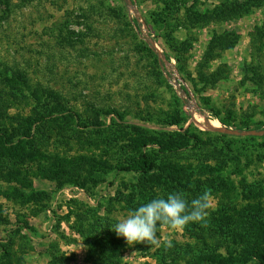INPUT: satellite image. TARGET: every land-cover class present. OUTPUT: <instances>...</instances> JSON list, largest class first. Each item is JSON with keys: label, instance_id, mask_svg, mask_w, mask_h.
<instances>
[{"label": "rangeland", "instance_id": "1", "mask_svg": "<svg viewBox=\"0 0 264 264\" xmlns=\"http://www.w3.org/2000/svg\"><path fill=\"white\" fill-rule=\"evenodd\" d=\"M185 3L203 11L212 9L218 1L186 0ZM163 6L160 0H139L137 11L144 18ZM183 7L178 8L179 12H173L177 22L178 18H183ZM2 9L0 4V15ZM10 9L4 19L0 18V97L10 99L5 96L11 91L5 81V77L11 76V70L6 66L19 67L25 69L31 87L41 83L60 90L73 115H79L76 123L56 126L50 134L35 136L34 141H39L38 148L45 156L72 158L96 155L99 150L86 151L74 140L77 135L95 137L96 133L110 140L115 137L118 144L112 151L118 152V161L126 162L136 155L132 148L124 146L125 136L136 133L134 125L142 128L141 133L157 135L161 131H183L192 123L204 133L202 138L230 142L232 148L237 147L230 155L233 158L239 156L241 171L229 163L225 176L237 191V197L231 198V203L242 207L248 201L241 196L243 189L264 187V135H234L239 137L234 139L231 137L233 134L210 130L208 120L217 119L204 106L208 103L222 111L230 107L242 118L253 112L257 124L250 129L237 130H264V124H261L264 97L248 83L242 82L244 65L259 66L258 70L264 75V37L260 41L251 39L256 28L264 30V3L239 19L210 22L187 30L178 28L174 34L176 39L193 38L190 50L179 54L182 56L179 62L175 60L173 47L166 51L161 46V57L156 54L154 59L140 45L137 21L124 0H33L29 3L12 0ZM84 10L93 13L90 20L80 17ZM65 22L69 29L87 33L85 40L77 43L75 48H63L56 43L58 27ZM84 23L91 25V29ZM225 30L236 31L238 43L210 62V71L223 67V77L213 87L198 94L186 79V73L190 71L196 75L195 67L208 39L213 32ZM155 42L159 45L156 39ZM80 48L87 50L81 53ZM177 102L181 103L176 107L179 113L172 118L170 112ZM11 103L8 102V116H26L34 105L30 96L17 98ZM87 103H93L99 112L88 110ZM0 110L3 111L2 107ZM103 110L109 113L104 114ZM116 111L122 114L121 117ZM171 121L174 122L170 125L168 122ZM175 121L180 124H175ZM13 127L17 133L34 131L0 119V133L7 128L11 136ZM218 127L224 126L219 122ZM18 138L20 136L16 134L12 142ZM149 146L146 150L151 149ZM200 152L183 150L182 155L189 159L185 163L190 162L194 166L196 159L189 157ZM7 159L0 157V256L4 251L2 243L11 245V251L22 259V264H49L52 253L61 256L65 264H194L204 254L213 251L224 254L226 251L224 247H216L217 237L211 235L208 226L197 223H190L180 230L158 225V246L128 244L123 237H118L112 230L114 225L138 208L135 204L140 196L137 193L132 198L138 185L133 173L113 170L95 178V181L89 179L79 185L65 181L67 177L56 178L50 168L41 170L39 166L46 161L31 163L25 160L18 166L20 178L31 183L30 189L36 198L23 202L15 195L8 196L13 186L3 175L10 172L14 159ZM203 163L213 165L215 161L203 160ZM111 180L114 184L108 186ZM146 187L149 191H166L157 184L148 183ZM30 189L24 191L30 193ZM263 192L264 189L259 188L258 196L249 200L260 201L264 208ZM184 193L189 202L194 199L191 193ZM211 197L210 211L220 203L228 202L219 194L211 193ZM94 228L102 234L108 228L112 233L113 237L104 236L100 240L110 246L106 256L90 237ZM111 238L115 241L111 242ZM168 240L172 242L171 248L164 246ZM10 263L14 264V261Z\"/></svg>", "mask_w": 264, "mask_h": 264}, {"label": "trees", "instance_id": "2", "mask_svg": "<svg viewBox=\"0 0 264 264\" xmlns=\"http://www.w3.org/2000/svg\"><path fill=\"white\" fill-rule=\"evenodd\" d=\"M21 1L22 3H29L33 0ZM85 1L87 2L90 0ZM160 1L164 4V6L159 9L160 11L157 10L155 13H150L149 16H144V20L149 30L154 34L156 41L159 42V46H162V49L167 51L172 47L174 48V52L176 53L175 60L178 62L182 57L179 54L188 52L193 42L191 36L183 40L176 39L174 34L178 28L187 30L198 27L199 25L203 26L210 22H224L239 19L251 11L252 8L259 7L264 3V0H217L218 3L212 9L202 11L197 9L193 4L186 5V0ZM0 4L3 5L0 18L4 19L11 11L10 6L12 0H0ZM136 4L139 8V0H136ZM180 6H184V15L183 18H178L177 22L173 12H179L178 8ZM92 14L93 13L84 10L80 14V17L85 20H90ZM84 24L86 25V23ZM155 25L157 27H155ZM86 26L88 29H91V25L87 24ZM85 35H87V33L69 29L68 23L65 22L58 27L56 43L63 48H75L77 43H82L85 40ZM262 37H264V30L259 28H256L251 34L252 41H260ZM141 39L140 45L156 59V51L152 50L148 44ZM238 40L239 35L234 30L212 33L201 59L196 64V75L193 76L190 71L186 73V79L189 80L188 82L191 84L193 91L199 94L205 89L213 87L222 79L223 67H217L215 70L210 71V62L218 58L222 51L235 47ZM84 50L87 49L80 48L81 53L84 52ZM258 67L244 65L242 82L244 84L248 83L255 89V92H258L260 96L264 97V75L260 73ZM6 68L11 70V76L5 77L6 84L11 91L5 93V96H9L10 99L0 97V107L3 109V111L0 110V119H7L10 122H16L20 127L24 126L28 130H34L17 133L13 127L11 136L7 132V128H3L0 133V157L4 159L8 158L7 160L14 159V165L10 168V172H8L7 175H3L6 182L13 186L12 192L8 196L15 195L23 200V202H28L36 198L35 193L32 192L33 189H30L32 186L31 183L27 181L23 182L24 179L20 178L21 172L18 170V166L22 165L25 160L31 163L36 161H43L45 163L46 161L47 163L39 166L41 170L45 168L49 170L50 168L54 171L52 173L56 178L67 177V179L64 178L65 181L79 185H83V181L86 182L89 179L95 181V178L103 177L113 170L117 171V173H133L137 179L138 185L137 191L132 194V198L133 196L136 197L137 193L140 196V199L135 204V208L153 199L166 198L168 194L177 191L189 192L194 198H197L202 195L205 190L210 189L212 194H219L221 199L228 201L227 203H220L215 210L210 211L206 225L210 228L211 235L217 237L216 247H224L226 251L224 254L214 253V251L204 254L195 260L194 264H247L248 262L252 264H264V208L261 206L260 201L253 202L249 200L251 198L255 199L258 196L259 188L264 189L263 185H260L259 188L255 187L252 190H242L241 196L248 200L245 201L242 207H238L235 203L230 202L231 198L237 197V191L235 185L231 181H227L225 176L229 163H233L236 170L241 169L239 166V156L236 155L235 158H233V156L230 155L231 152L237 150L236 146L232 148L230 142H214L202 138V134L204 133L196 129L195 125L192 123L183 131H161L157 133V135L141 133L140 131L142 128L134 125L133 128L136 129V133L133 135L130 134L129 136L124 135V146L125 148H132L136 155L126 162L118 161L116 159L118 152L112 151L118 144L115 137L110 140L105 138V136H97L96 133L95 137L85 135L84 137H80V135H77L74 139L76 140L75 142L77 144L79 143L86 151L99 150V153L96 155L84 154L72 158L58 157V155L52 158L47 157L44 155L45 153L38 148L40 143L39 141H36L37 143L34 141L35 136L37 137L39 134L43 136L44 133H51L56 126L64 127L76 123V118H78L79 115H73V112L67 106L68 101H65L66 97H64L60 90L44 86L41 83H37L34 87H31L25 69L19 67L11 68L8 66H6ZM5 70L7 71V69ZM28 96L32 97L34 101L30 113L26 116L22 114L8 116L6 113L8 105L16 101L17 98L21 97V99H26ZM179 102L171 109L170 114L172 118L179 113L176 109V107L181 104ZM202 104L204 105V102H202ZM204 106H206V108L214 114L220 124L226 128L250 129L253 125L255 126V124H257L254 122L253 118L255 113L253 112L246 115L247 118H242L241 115H238L235 110L230 107L222 111L208 103ZM86 108L90 111L99 112V109H96L93 103H87ZM102 112L104 114L109 113L108 110H103ZM116 114L119 117L122 115L118 111H116ZM172 122L174 121L168 123L171 125ZM183 123H186V121ZM175 124L178 125L180 123H176L175 121ZM261 124H264V119ZM34 125L36 126L33 129L32 127ZM85 126L88 128L87 125ZM254 128L258 129V127ZM16 134L19 135L20 138L13 143L12 138L16 136ZM221 136L226 135L221 134ZM231 137L234 139L239 138L234 135ZM69 139L70 138H68V140ZM217 145H220V147ZM148 146L151 147L150 150H146ZM119 149L122 150L121 147H119ZM183 150L201 151L196 156L193 155L189 157L196 159L194 166L190 162L188 164L185 163L189 159L182 155ZM224 153L228 155H224ZM183 159L184 163L182 162ZM203 160H212L215 161V163L210 165L209 163H203ZM148 183L149 185H160L166 189V191H162L161 193L159 191H149L147 189L149 187H146ZM17 184H19L20 187L19 185L17 186ZM113 184L114 180H111L107 185L112 186ZM241 184L242 183H240V185ZM24 189H30L31 192L26 193ZM262 194H264V192ZM197 224L199 226L202 225V223ZM103 231L104 234L99 233L98 229L94 228V230L90 232V237L94 239L97 244L95 246L99 247L104 256H106L110 246L104 245L100 240L104 236H106V238L113 236L108 228H105ZM112 241H115V239L111 238V242ZM2 246L4 251L0 256V264H11L10 261H14V264H22V259L15 256L14 252L11 251L10 244L2 243ZM235 252L239 253L235 254ZM2 260L5 261L3 262ZM49 264H65V261L61 256L52 253Z\"/></svg>", "mask_w": 264, "mask_h": 264}, {"label": "clouds", "instance_id": "3", "mask_svg": "<svg viewBox=\"0 0 264 264\" xmlns=\"http://www.w3.org/2000/svg\"><path fill=\"white\" fill-rule=\"evenodd\" d=\"M185 197L184 192H174L166 198L153 199L130 211L112 230L128 244L158 246V225L167 226L172 230L183 229L190 223H202V226H206L211 208V190H205L190 202ZM164 246L171 248L172 242L165 241Z\"/></svg>", "mask_w": 264, "mask_h": 264}, {"label": "water", "instance_id": "4", "mask_svg": "<svg viewBox=\"0 0 264 264\" xmlns=\"http://www.w3.org/2000/svg\"><path fill=\"white\" fill-rule=\"evenodd\" d=\"M127 3L129 9L135 11V4L132 0H124ZM138 15L136 12H134ZM150 46L156 50V54L158 57H161V50H159L154 41L150 40ZM183 93V92H182ZM184 94V93H183ZM208 129L219 131L226 134H233V135H264V130H237V129H230L225 127H213L212 125H208Z\"/></svg>", "mask_w": 264, "mask_h": 264}, {"label": "built area", "instance_id": "5", "mask_svg": "<svg viewBox=\"0 0 264 264\" xmlns=\"http://www.w3.org/2000/svg\"><path fill=\"white\" fill-rule=\"evenodd\" d=\"M132 1L135 4V7L136 8H135V11H133V10L130 9V11H131L130 13L133 14L132 17L134 16L133 18L137 21L136 24L139 27V35H140V37L143 38L145 42L150 43V40H152V41L155 42V36H154V34L149 30V28L147 27V24H146L144 18L143 17H140L141 15L137 11L136 1L135 0H132ZM134 12H136L138 15H136ZM155 44H156L157 48L159 50H161L160 49V46L156 42H155Z\"/></svg>", "mask_w": 264, "mask_h": 264}, {"label": "bare ground", "instance_id": "6", "mask_svg": "<svg viewBox=\"0 0 264 264\" xmlns=\"http://www.w3.org/2000/svg\"><path fill=\"white\" fill-rule=\"evenodd\" d=\"M208 123H210L213 127L219 126V122L217 120H208Z\"/></svg>", "mask_w": 264, "mask_h": 264}]
</instances>
